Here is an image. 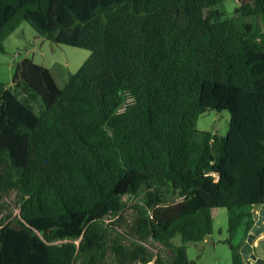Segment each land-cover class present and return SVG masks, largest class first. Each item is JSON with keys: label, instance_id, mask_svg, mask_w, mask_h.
Returning a JSON list of instances; mask_svg holds the SVG:
<instances>
[{"label": "trees", "instance_id": "16d2710c", "mask_svg": "<svg viewBox=\"0 0 264 264\" xmlns=\"http://www.w3.org/2000/svg\"><path fill=\"white\" fill-rule=\"evenodd\" d=\"M224 1L0 0V54L23 23L91 53L64 89L15 65L40 114L0 81V197L20 210L0 264H195L216 209L232 264H250L232 241L264 205V0L231 17ZM208 111L230 113L226 137L197 129Z\"/></svg>", "mask_w": 264, "mask_h": 264}, {"label": "rangeland", "instance_id": "374dc122", "mask_svg": "<svg viewBox=\"0 0 264 264\" xmlns=\"http://www.w3.org/2000/svg\"><path fill=\"white\" fill-rule=\"evenodd\" d=\"M239 0H225L223 5L218 6L216 10L223 12L226 16L231 17L235 9L239 5ZM5 52L0 54V81L16 95L21 102H28L35 110L36 114H40V108L43 104L39 97L26 99V94L21 89H16L12 84L15 65L25 59L33 61L39 66H43L50 70L51 75L59 89H64L68 83L69 75H73L83 66L90 58L91 53L87 50L60 46L40 37L36 31L27 23H23L18 30L12 34L4 43ZM31 95V94H30ZM34 95V94H33ZM27 100V101H26ZM128 102H132L128 98ZM230 113L227 111L216 112L208 111L203 114L198 122L197 129L201 132L216 134L220 137H226L229 129ZM128 204V208L124 212V216L128 222L134 218L131 208L135 200L124 198ZM10 216L7 221L13 222L20 216V210L16 206V195L12 193L6 197H0V222ZM228 216L226 209H216L213 212V231L211 235L206 237L202 242L190 243L187 245L188 257L195 264H232V254L229 245L226 243L228 239ZM242 233L240 230L233 239L232 244L235 247L241 246ZM175 245H180L179 237L173 240ZM154 254L162 249L151 248ZM243 249V247L240 249ZM256 255L264 256V241L258 242ZM255 263V257L252 258Z\"/></svg>", "mask_w": 264, "mask_h": 264}, {"label": "water", "instance_id": "95a60500", "mask_svg": "<svg viewBox=\"0 0 264 264\" xmlns=\"http://www.w3.org/2000/svg\"><path fill=\"white\" fill-rule=\"evenodd\" d=\"M252 216L255 223L248 235L245 246L241 250V254L245 263H248L247 251H251L254 241L264 234V205L254 206ZM257 262L259 263V261Z\"/></svg>", "mask_w": 264, "mask_h": 264}, {"label": "crops", "instance_id": "0c3cea01", "mask_svg": "<svg viewBox=\"0 0 264 264\" xmlns=\"http://www.w3.org/2000/svg\"><path fill=\"white\" fill-rule=\"evenodd\" d=\"M50 71V70H49ZM254 209V208H253ZM253 209H252V212H253ZM260 241H264V234L261 236V237H259V238H257L255 241H254V243H253V245H252V250L251 251H247V258H248V262L250 263V264H263L264 263V256H259V255H256V249H257V245H258V242H260ZM241 242H242V247H244L245 246V244H246V242H247V240L244 242V233H242V239H241ZM241 247V248H242ZM253 257H255V263H252V258ZM257 261H259V263L257 262ZM261 262V263H260Z\"/></svg>", "mask_w": 264, "mask_h": 264}]
</instances>
